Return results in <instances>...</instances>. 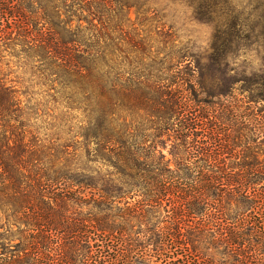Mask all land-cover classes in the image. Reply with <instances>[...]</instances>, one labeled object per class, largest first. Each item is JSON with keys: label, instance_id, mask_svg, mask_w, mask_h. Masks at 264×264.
I'll return each mask as SVG.
<instances>
[{"label": "trees", "instance_id": "obj_1", "mask_svg": "<svg viewBox=\"0 0 264 264\" xmlns=\"http://www.w3.org/2000/svg\"><path fill=\"white\" fill-rule=\"evenodd\" d=\"M139 3L0 0V264H69L80 255L85 264H145L115 224H172L177 233L161 246L167 261L182 238L193 254L189 224H239L228 250L240 240L245 257H264L263 162L237 168L258 173L251 177L227 174L236 167L222 160L236 145L227 133L236 119L263 127L255 117L264 113V78L241 79L221 36L206 68L195 55L152 53L150 37L133 34L129 14ZM232 11L222 12L226 21ZM156 34L171 45L168 32ZM14 57L45 63L58 93L84 105L80 141L58 145L33 130L7 78Z\"/></svg>", "mask_w": 264, "mask_h": 264}, {"label": "rangeland", "instance_id": "obj_2", "mask_svg": "<svg viewBox=\"0 0 264 264\" xmlns=\"http://www.w3.org/2000/svg\"><path fill=\"white\" fill-rule=\"evenodd\" d=\"M139 2L137 8L132 9L129 14L131 22L135 24L133 29L136 31L133 34L137 35L136 39L150 37L152 53H163L166 49L167 52L171 50L189 56L195 55L193 62L199 61L202 67L206 68L209 65L208 55L213 39L215 36H221L229 44L227 50L235 54L230 67L241 79H244V72L246 78H264V0H199L198 4V0H139ZM197 8L212 11V14L201 17L196 14ZM227 9L233 10L228 21L222 15ZM144 10H149L147 15L143 13ZM163 30L172 37L171 45L168 47V44L164 43V36L156 34ZM8 61L5 68L10 74L7 78L18 88L30 125L38 136L58 145L80 141L81 139L73 137L82 126L84 105L78 102L75 106L80 110L69 108L75 106L65 98L66 95L58 93L61 83L55 81L58 79L56 71L45 63L38 62L37 59L31 62L14 57L8 58ZM252 74L254 76H251ZM80 98V102H83L82 97ZM244 115L236 119L235 125H229L227 128V133L236 145L231 147L222 160L225 166L236 167L233 170L229 169L227 174L252 177L258 173L237 168L248 164L259 167V163L262 162L261 165L264 166V113L255 117L263 122L260 129L243 125V119L246 117ZM253 116L248 118L255 119ZM170 150L168 143L166 149H163L166 161L172 159ZM222 166L223 164L219 167ZM115 225L125 230L127 234L125 236L131 243L140 245L132 248L131 257L141 258L145 264H169L179 258L182 262L178 264H264V257L260 253L254 252L245 257L242 254L244 247L240 240L232 246L233 252L228 250L225 242L230 238L229 233L233 229L236 234L242 233V229L237 226L239 224H189L190 232L193 233V254L185 255L189 246H183L186 238L184 240L182 238L169 252V258H173L171 261H167V255L165 256L161 246L167 232L177 233L172 224ZM188 232V225H181L179 231L181 236H187ZM83 256H75L73 262L69 264H85ZM89 259L87 264L104 262L96 257L93 260ZM53 264L61 263L54 261Z\"/></svg>", "mask_w": 264, "mask_h": 264}]
</instances>
